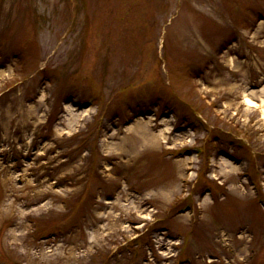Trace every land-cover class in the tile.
<instances>
[{"label":"rangeland","instance_id":"rangeland-1","mask_svg":"<svg viewBox=\"0 0 264 264\" xmlns=\"http://www.w3.org/2000/svg\"><path fill=\"white\" fill-rule=\"evenodd\" d=\"M262 101L264 0H0V264H264Z\"/></svg>","mask_w":264,"mask_h":264},{"label":"bare ground","instance_id":"bare-ground-1","mask_svg":"<svg viewBox=\"0 0 264 264\" xmlns=\"http://www.w3.org/2000/svg\"><path fill=\"white\" fill-rule=\"evenodd\" d=\"M247 103L250 104V100L249 99H246ZM264 103V101H262ZM263 115H264V112H263Z\"/></svg>","mask_w":264,"mask_h":264}]
</instances>
